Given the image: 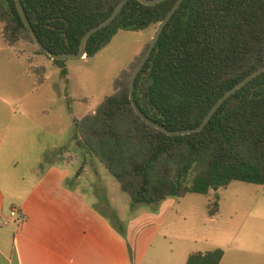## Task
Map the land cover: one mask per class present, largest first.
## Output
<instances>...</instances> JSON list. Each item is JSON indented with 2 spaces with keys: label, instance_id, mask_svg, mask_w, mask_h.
Wrapping results in <instances>:
<instances>
[{
  "label": "trees",
  "instance_id": "trees-1",
  "mask_svg": "<svg viewBox=\"0 0 264 264\" xmlns=\"http://www.w3.org/2000/svg\"><path fill=\"white\" fill-rule=\"evenodd\" d=\"M123 0H21L39 41L54 54H78L85 34L107 20ZM178 0L144 6L129 0L114 27L93 35L86 58L96 56L120 30L159 25ZM0 2L1 36L16 48L36 46L15 0ZM149 46H147L146 51ZM114 83L94 115L73 118L75 136L117 180L134 205H159L189 194L209 196L233 182L264 186V73L233 94L207 127L171 137L142 121L130 102L131 78L145 53ZM38 54L47 57L38 49ZM31 63V61L29 60ZM66 61H53L68 81ZM264 67V0H184L135 83L141 111L165 129L199 127L230 90ZM46 67L31 66L35 88ZM219 197L207 205L209 218ZM224 251L194 253L187 264H220Z\"/></svg>",
  "mask_w": 264,
  "mask_h": 264
},
{
  "label": "rangeland",
  "instance_id": "rangeland-1",
  "mask_svg": "<svg viewBox=\"0 0 264 264\" xmlns=\"http://www.w3.org/2000/svg\"><path fill=\"white\" fill-rule=\"evenodd\" d=\"M158 26L120 30L96 56L67 60L68 81L52 60L38 54L37 46L18 44L16 51L31 66L38 67L39 59L46 61V83L32 98L30 117L23 116L28 112L24 108L13 122L0 170L16 181L36 179L51 161H65L61 165L71 183L118 223L130 245L145 243L142 264H187L190 255L217 249L225 253L221 264H264V186L233 182L209 196L189 194L159 205H134L75 136L73 118L94 115L101 101L114 94L115 81L146 51ZM216 195L219 214L209 218L207 205Z\"/></svg>",
  "mask_w": 264,
  "mask_h": 264
},
{
  "label": "crops",
  "instance_id": "crops-1",
  "mask_svg": "<svg viewBox=\"0 0 264 264\" xmlns=\"http://www.w3.org/2000/svg\"><path fill=\"white\" fill-rule=\"evenodd\" d=\"M1 32L0 155L18 114L25 108L30 117L42 88L34 86L29 59L7 46ZM37 62L47 70L46 61ZM62 163L53 160L42 177L19 181L0 170V264H142L145 243L130 245L118 223L71 183ZM14 210L23 223L11 216Z\"/></svg>",
  "mask_w": 264,
  "mask_h": 264
},
{
  "label": "water",
  "instance_id": "water-1",
  "mask_svg": "<svg viewBox=\"0 0 264 264\" xmlns=\"http://www.w3.org/2000/svg\"><path fill=\"white\" fill-rule=\"evenodd\" d=\"M139 1L141 4H143L144 6H156L164 1L167 0H137ZM3 8L10 12L9 9V4L7 2V0H0ZM129 2V0H123L115 9V11L113 12V14L104 22H102L101 24H99L98 26L94 27L93 29H91L90 31H88L85 36L83 37L82 41H81V45H80V51L78 54H54L51 53L47 48H45L43 46V44L39 41L31 23L28 20V17L25 13V10L22 6L21 0H15L18 12L23 20V23L25 24L27 30L31 33L33 39L35 40L36 46L39 50H41L43 53H45L52 61H67L69 59H84L86 57V47H87V43L89 41V39L95 35L96 33H98L99 31H102L103 29L107 28V27H114L115 24L117 23V19L119 17V15L122 13L124 7L127 5V3ZM184 2V0H178L177 3L175 4V6L173 7V9L171 10V12L167 15V17L159 24L157 31L153 37L152 42L150 43L141 63L139 64V66L136 68L134 74L132 75L131 78V86H130V102L131 105L133 106L135 112L137 113V115L139 116V118L144 121L147 125L162 131L163 133L167 134L168 136L171 137H178V136H184V135H190V134H194V133H199L201 131H203L207 125L210 123L211 119L213 118V116L218 112V110L223 106V104L233 95L235 94L237 91H239L242 87H244L246 84H248L250 81H252L253 79H255L257 76H259L260 74L264 73V67L259 69L258 71L252 73L249 77H247L245 80H243L241 83H239L236 87H234L232 90H230L228 93H226L215 105L214 107L211 109V111L208 113V115L205 117L204 121L201 123V125L195 129H191V130H186V131H176V132H172L169 131L167 129H165L164 127H162L161 125L157 124L156 122L152 121L151 119H149L139 108V106L137 105L135 98H134V90H135V83H136V79L138 77V75L141 73L142 69L144 68V66L146 65V63L149 61V59L151 58L159 40L161 35L163 34L165 28L167 27V25L169 24V22L171 21L172 17L176 14V12L178 11V9L180 8V6L182 5V3Z\"/></svg>",
  "mask_w": 264,
  "mask_h": 264
},
{
  "label": "built area",
  "instance_id": "built-area-1",
  "mask_svg": "<svg viewBox=\"0 0 264 264\" xmlns=\"http://www.w3.org/2000/svg\"><path fill=\"white\" fill-rule=\"evenodd\" d=\"M11 216H12L13 218L18 217V218H19V222H20V224L23 223V219L19 217V211L14 210V211L12 212Z\"/></svg>",
  "mask_w": 264,
  "mask_h": 264
}]
</instances>
